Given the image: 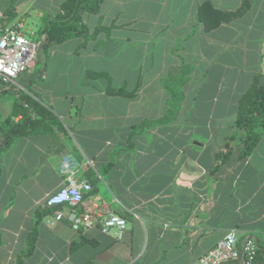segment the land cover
<instances>
[{"label":"crops","instance_id":"crops-1","mask_svg":"<svg viewBox=\"0 0 264 264\" xmlns=\"http://www.w3.org/2000/svg\"><path fill=\"white\" fill-rule=\"evenodd\" d=\"M64 1L0 0L4 24L28 17L48 51L0 94V123L36 122L0 149V264H191L231 229L264 248V126L243 158L236 126L239 98L264 87V0H98L49 42ZM65 155L91 186L83 204H109L124 229L55 220L44 202Z\"/></svg>","mask_w":264,"mask_h":264},{"label":"built area","instance_id":"built-area-1","mask_svg":"<svg viewBox=\"0 0 264 264\" xmlns=\"http://www.w3.org/2000/svg\"><path fill=\"white\" fill-rule=\"evenodd\" d=\"M0 12V94L10 90L22 89L17 77L32 68L37 61L42 41L28 29L22 19L2 25ZM35 39V40H34ZM79 163L70 155H65L59 163V174L64 177V185L49 196L44 205L57 208L56 221L66 220L75 231L99 226L103 233H113L125 228L126 221L107 203L91 202L83 204L84 194L91 190L87 179L77 175ZM260 248L252 238L238 243L235 230L226 232L211 249L199 256L191 264H227L240 261V264H264V248L260 261L256 260Z\"/></svg>","mask_w":264,"mask_h":264},{"label":"trees","instance_id":"trees-1","mask_svg":"<svg viewBox=\"0 0 264 264\" xmlns=\"http://www.w3.org/2000/svg\"><path fill=\"white\" fill-rule=\"evenodd\" d=\"M98 0H65L62 4V14L53 18V21L49 26L45 27L42 32L45 33L46 39L51 42L52 40L62 41L68 34L69 28L65 25L69 20L78 18V11L84 4L89 6H95ZM247 10L246 1L243 2V5L237 10L228 12L225 14L224 20H230ZM2 25H4L3 19L1 20ZM59 26H57V25ZM60 30V34L57 38L53 39L52 30ZM38 34V33H37ZM45 57L48 56L47 47L43 49ZM29 103H35L32 99H26ZM37 105V115L38 111L41 112L43 116H51L44 108ZM36 122L32 121L29 117H25L23 121L19 123L10 122V118L2 121L0 123V132L3 135V145L0 149L7 148L11 142L19 137L28 136L35 133ZM236 126L241 131L240 134V145L241 152L240 157H246L252 151L256 142L260 137V127L264 126V87H261L257 84L256 79L253 80V83L249 89L239 98L238 103V112L236 119ZM50 131L51 129H47ZM230 151L227 150L223 155L222 162L225 163L229 158ZM34 242V236H31L28 241L29 250L32 248ZM261 249L258 250L256 260L260 261ZM20 260V259H19Z\"/></svg>","mask_w":264,"mask_h":264},{"label":"rangeland","instance_id":"rangeland-1","mask_svg":"<svg viewBox=\"0 0 264 264\" xmlns=\"http://www.w3.org/2000/svg\"><path fill=\"white\" fill-rule=\"evenodd\" d=\"M11 5H13L12 1L9 3V6H11ZM25 20H26L25 21L26 22V27L28 29H30L31 31L35 32L36 31V24L33 23L32 21H29L31 19H29L28 17H25ZM34 38L36 39L37 37L35 36ZM42 52H43L42 49L38 52L37 59H36L37 61L35 62V65L33 67V69L35 70V72L41 68V61L44 59V56H45L44 55V52L43 53ZM3 98L4 99H2L3 101L1 103H4V104L8 103L6 101L11 102V101H14L15 99H17V100L19 99L18 97L16 98L15 95H13V94H5L3 96ZM0 122H1V119H0Z\"/></svg>","mask_w":264,"mask_h":264}]
</instances>
